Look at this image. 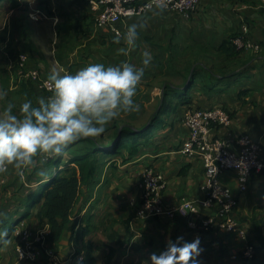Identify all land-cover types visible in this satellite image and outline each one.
I'll return each instance as SVG.
<instances>
[{
    "label": "crops",
    "instance_id": "1",
    "mask_svg": "<svg viewBox=\"0 0 264 264\" xmlns=\"http://www.w3.org/2000/svg\"><path fill=\"white\" fill-rule=\"evenodd\" d=\"M14 1L21 5L25 3L26 8L30 5L28 14L33 23L38 22L35 31L34 28L33 31L28 29L25 23L20 37L15 32L20 44L8 38L9 33L5 42H0V59L5 57L8 60L0 64L9 66L7 71L11 82L18 85H12L8 93L9 102L17 108L31 94L34 102L40 96H46L36 84H31V93L29 87L24 92L22 86L15 83L17 58L21 53L29 57L28 69L38 70L47 78L53 69L74 72L92 62L118 64L128 61L142 66V53L148 49L152 54L151 64L146 68L134 97L143 98V102L159 96L162 98L166 84L185 89L186 83L191 81L187 91L191 98L189 104L175 98L176 112L162 117L163 123L140 141L138 153L123 150L115 157L99 156L94 178L83 186L73 220L83 223L85 216H91L93 228L87 240L93 245L96 264H145L151 253L163 251L167 241H175L177 237H183L184 241L200 239L202 252L198 257L199 264H264V172L251 176L245 193L239 190L235 172L226 171L220 177L223 186L229 188L235 197L234 215L246 231L247 241L220 230H191L180 217L141 219L137 215V207L131 205L132 201L140 199L138 183L145 167H152L165 176L167 185L163 200L166 204H177L183 197L193 200L205 197L203 160L180 153L190 133L181 123L188 109L226 110L233 121L230 131L235 135L247 134L259 143L263 149L261 158L264 159V0H200L190 18L161 8H154L145 15L128 17L120 25L123 33L134 21H143L145 27L140 30L136 47L127 54L118 51L127 47L123 34L120 44H117L110 29L95 27V12L86 0ZM4 11L9 17H27H22L27 15L24 10L10 5L7 0L0 2V14ZM19 23L21 21H16L15 26ZM75 23L78 28L70 29V25ZM243 23L249 26L248 37L261 46L260 51H220L225 41L238 34ZM2 26L1 23L0 32L5 28ZM25 39L35 45L32 51L21 50L20 45ZM16 52L18 55L13 63L10 54ZM138 104V112L121 113L116 118L122 121L120 126L142 127L135 125L143 110V103ZM110 131H113L111 125L94 138L100 142ZM227 133L228 130L217 127L211 137H224ZM73 149L64 153V163ZM39 161L41 165L34 175L37 187L39 181L51 172L48 165ZM5 174L0 173L2 183L6 181L5 177L2 178ZM15 194L8 202L3 199L0 203V207L6 203L11 210L20 208L12 223L19 220L21 222L16 226L49 233L48 221L40 215L42 205L28 208V192ZM200 210L202 215L213 213L203 207ZM71 235L66 229L60 241L54 244L63 264H73L71 259L75 248L70 243ZM10 240H5L0 246V264H11L16 259L15 245L8 243ZM247 242L256 248L254 261L246 262L240 257L233 259V256L240 255Z\"/></svg>",
    "mask_w": 264,
    "mask_h": 264
},
{
    "label": "built area",
    "instance_id": "2",
    "mask_svg": "<svg viewBox=\"0 0 264 264\" xmlns=\"http://www.w3.org/2000/svg\"><path fill=\"white\" fill-rule=\"evenodd\" d=\"M95 12V27L110 29L116 36L117 30L123 34L121 23L128 17L145 15L154 8H161L190 18L200 0H86ZM250 32L247 23L240 27L238 35L232 40L237 51L259 52L261 46L248 37ZM28 55L22 53L18 57L15 68V83L31 81L46 96L50 90L44 86L46 77L38 70L28 69ZM181 123L190 131L183 142L180 153L187 157H200L205 169V197L199 200L183 197L177 204L168 205L163 200L166 189L165 176L152 167H145L140 173L138 189L140 199L132 201L137 207V215L141 219L160 217H180L186 226L194 231H223L237 235L247 241L248 236L241 223L234 215L236 205L232 191L223 186L221 175L226 171L236 173L238 187L242 193L249 188L250 178L254 173L264 172L263 149L247 134L235 135L230 131L233 121L229 112L224 109H188L184 112ZM217 127L228 130L224 137L212 138L211 133ZM236 150H232V149ZM46 155V160H48ZM200 207L212 210L210 215H202ZM49 233L44 230H31L16 226L12 232L15 240L16 259L11 264H63L61 257L48 241ZM257 251L253 244H246L239 256L246 262H253ZM78 255L71 262L81 261Z\"/></svg>",
    "mask_w": 264,
    "mask_h": 264
},
{
    "label": "clouds",
    "instance_id": "3",
    "mask_svg": "<svg viewBox=\"0 0 264 264\" xmlns=\"http://www.w3.org/2000/svg\"><path fill=\"white\" fill-rule=\"evenodd\" d=\"M144 27L143 21L128 24L123 33L127 47L118 51L127 54L135 48ZM114 42H121L119 30ZM142 57V66L128 61L92 62L74 72L53 69L44 82L49 95L35 102L26 99L18 108L7 103L0 111V173L11 166L22 175L24 169L36 165L37 157L60 156L69 144L104 133L121 113L138 112L140 105L134 97L152 54L145 49ZM6 95L0 90V98ZM7 235L6 229H0V239ZM200 245L198 237L192 241H184L183 237L169 239L165 249L151 253L145 264H199Z\"/></svg>",
    "mask_w": 264,
    "mask_h": 264
},
{
    "label": "trees",
    "instance_id": "4",
    "mask_svg": "<svg viewBox=\"0 0 264 264\" xmlns=\"http://www.w3.org/2000/svg\"><path fill=\"white\" fill-rule=\"evenodd\" d=\"M77 28V23L70 25L72 30ZM237 35L235 34L225 41L220 47V51L241 52L237 51L232 44V40ZM28 83L32 84L33 82L28 81ZM190 84L191 81H188L185 89L174 87L171 84L164 85L160 104L148 122L140 128L131 125L117 128L107 145H102L94 137L81 138L69 144L60 156L48 157V160H46L45 154L40 158L45 165L53 168L45 179L39 181L35 191L28 192L26 202L28 208L42 205L40 215L48 221L50 227L48 241L51 244L54 245L59 242L66 229L70 230L72 234L70 243L75 248L72 255L73 259L75 260L78 255H83L81 261H74L73 264H96V258L93 255V245L87 240L93 228L91 224L92 218L87 215L83 219L84 222L80 223L78 220L74 221L73 216L74 210L81 199L83 186L88 184L96 174L97 165L100 161L99 156L115 157L121 155L123 150H128L131 154L138 153L140 141L150 136L163 123L162 117L176 112L177 108L171 101L174 97L183 104L191 102V98L187 93ZM30 90L33 93L32 87ZM29 99L33 100L32 94ZM81 145L86 147L75 149ZM70 148L74 149L73 151L71 150L67 162L64 163V153ZM18 223H13L8 228V235L3 238L4 241L13 239L12 232ZM4 241L1 240L0 246H2Z\"/></svg>",
    "mask_w": 264,
    "mask_h": 264
},
{
    "label": "rangeland",
    "instance_id": "5",
    "mask_svg": "<svg viewBox=\"0 0 264 264\" xmlns=\"http://www.w3.org/2000/svg\"><path fill=\"white\" fill-rule=\"evenodd\" d=\"M2 0H0L1 2ZM6 1V0H4ZM10 5H17L18 8H20L21 10H24L26 14H23L22 17L27 16L26 19L25 18H21V17H9L8 16V12L4 11L2 12L0 15L1 16V22L3 26H5L4 29L1 30L0 32V42H5L6 37H8V33L10 34L8 38H10L11 40H14L17 45L20 44L17 40V38L14 36L15 32H17L18 37H20V32L22 31V28H24L25 23L27 24V26H29L28 29L31 28V31H35V27L37 25V23H33L31 18H30V14H28L30 12V5L27 6V8L24 6L26 5L25 3H23L22 5L20 3H16L14 0H7ZM4 14V15H3ZM20 22L18 25L15 26V22ZM2 26V27H3ZM38 27V26H37ZM22 47L21 50H23L24 52H27L28 50H31L35 47V45L33 43L29 44L28 40H24L21 45ZM19 53V51H17ZM15 54H10V59L12 60L13 63H15L16 57L18 55V53ZM0 62L3 63H7L8 60L5 59V57H3L2 59H0ZM7 67H4L2 64H0V90L4 91L7 93V95L3 98H0V109L3 110V108L7 105V103L10 101V96L8 93H10V88H12L13 83L11 82V79L9 77V73L7 71ZM72 68V67H71ZM12 71V69H11ZM18 86V85H13ZM21 87L22 91L27 92L29 87L31 89L32 85L30 83L25 84V83H20L19 87ZM136 100V102H140L143 103V110L141 111V117L138 121H136L137 123H135V125L138 126H143L144 122L146 121L147 117L150 116L151 114L153 115L154 112L156 111L157 107L160 104V100L162 99L160 96L159 97H155V98H151L150 100H146V102H143L145 100H143V98H134ZM140 99V100H139ZM175 100V97L171 100L172 102ZM144 111V112H143ZM122 114H126V113H122ZM131 114V113H129ZM119 117V116H118ZM120 123H122V121H120L119 119H114L113 121H111L106 127H109L111 125V129L113 131L107 132L103 138V140H100V143L102 145H107L106 143L110 142L111 136H113V134L115 133L116 129L121 127ZM134 127V126H133ZM137 128V127H136ZM107 137V138H106ZM85 145V144H83ZM77 146L75 149H82L86 146ZM73 151V150H72ZM40 157H37V162L36 165L34 167H28L26 169L23 170V174L19 175L18 171L15 168H9V170L7 172H5L6 174L2 177L6 179L5 182H1L0 179V196L2 197V199H0V203H3V199L5 202H8L9 200H11L14 197L15 193H27L29 191H33L37 188V182L36 179H34V175L36 173V171L38 170L40 164L39 161ZM53 167H49L48 169H52ZM47 169V168H45ZM45 170V172L48 171ZM32 178V179H31ZM10 193V194H9ZM16 195V194H15ZM6 203L4 204V206L0 207V229H6L8 230L9 227H11V225L13 223H18L19 220H16L12 223V219H14L15 215L17 214V210H19L20 208L16 209V210H11ZM17 208V207H15ZM2 239H0L1 241ZM4 241V240H3ZM8 243H12V245H15V241L12 239L10 240Z\"/></svg>",
    "mask_w": 264,
    "mask_h": 264
}]
</instances>
